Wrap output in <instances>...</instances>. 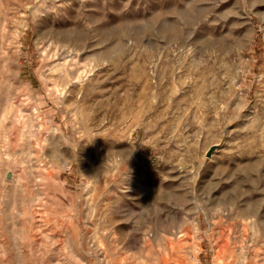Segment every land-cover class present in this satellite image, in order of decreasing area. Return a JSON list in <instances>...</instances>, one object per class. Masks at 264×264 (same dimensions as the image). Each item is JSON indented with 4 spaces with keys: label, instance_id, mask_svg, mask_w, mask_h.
Segmentation results:
<instances>
[{
    "label": "rangeland",
    "instance_id": "obj_1",
    "mask_svg": "<svg viewBox=\"0 0 264 264\" xmlns=\"http://www.w3.org/2000/svg\"><path fill=\"white\" fill-rule=\"evenodd\" d=\"M0 264H264V0H0Z\"/></svg>",
    "mask_w": 264,
    "mask_h": 264
},
{
    "label": "water",
    "instance_id": "obj_2",
    "mask_svg": "<svg viewBox=\"0 0 264 264\" xmlns=\"http://www.w3.org/2000/svg\"><path fill=\"white\" fill-rule=\"evenodd\" d=\"M217 149H218V146H213V147L208 151L207 156H208L209 158H211L212 155H213V153H214Z\"/></svg>",
    "mask_w": 264,
    "mask_h": 264
}]
</instances>
